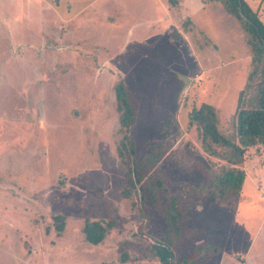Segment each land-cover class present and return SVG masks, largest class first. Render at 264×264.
<instances>
[{
    "label": "rangeland",
    "instance_id": "1",
    "mask_svg": "<svg viewBox=\"0 0 264 264\" xmlns=\"http://www.w3.org/2000/svg\"><path fill=\"white\" fill-rule=\"evenodd\" d=\"M91 1L0 0V264H160L151 243L166 232L161 207L173 194L191 230L176 264L203 242L220 252L196 264H264L263 153L241 167L249 175L224 207L183 193L209 187L226 167L201 150L188 123L194 106L212 105L220 132L237 142L250 70L238 22L209 0L204 10L198 0H93L84 9ZM245 1L264 22V0ZM117 82L137 103V160L167 148L154 167L165 189L157 206L141 203L143 220L138 192L122 195ZM85 221L112 224L99 245L85 241Z\"/></svg>",
    "mask_w": 264,
    "mask_h": 264
},
{
    "label": "trees",
    "instance_id": "2",
    "mask_svg": "<svg viewBox=\"0 0 264 264\" xmlns=\"http://www.w3.org/2000/svg\"><path fill=\"white\" fill-rule=\"evenodd\" d=\"M209 1L218 2L224 11L238 22L241 31L245 34L250 70L244 86L238 92L234 124L237 142L228 139L220 132L216 111L212 105L201 103L189 112L188 123L196 130L201 150L207 156L224 162L226 167L221 168L209 187L186 186L183 188V193L211 196L221 207H224L241 191L246 177L241 167L251 155L264 154V22L261 21L259 12L251 8L245 0ZM239 5L243 16L239 13ZM114 92L119 125L123 130L117 153L126 167L122 195L129 198L132 192H138L139 198L133 205L140 214V220H143L147 217L141 203L148 201L152 206H157V191L165 189L161 176L154 173V167L160 165L167 156V148L162 144H155L151 153L137 160L136 147L130 142V132L137 114L136 100L128 94L122 82H117ZM184 205H186L184 198L173 194L168 196L167 202L161 207L166 232L154 238L151 243V253L160 264H176L175 249L189 245V242L183 239L191 231L187 225L188 216ZM59 220L63 221V217L56 216L55 223ZM145 224L146 221H143L140 233ZM110 227H112L111 223L103 225L98 221H85L82 228L85 241L91 245H99L105 237L107 228ZM219 252L218 246L203 242L196 244L192 253L181 261L183 264L192 262L196 264L199 257L205 255L207 258H213L218 256ZM126 259L123 254L122 261Z\"/></svg>",
    "mask_w": 264,
    "mask_h": 264
},
{
    "label": "crops",
    "instance_id": "3",
    "mask_svg": "<svg viewBox=\"0 0 264 264\" xmlns=\"http://www.w3.org/2000/svg\"><path fill=\"white\" fill-rule=\"evenodd\" d=\"M58 1H60V0H56V2H58ZM154 1V3H157V0H153ZM158 1H160L159 2V4L160 3H163V0H158ZM199 2H200V4L198 5L199 7H198V9L201 7V9L202 10H204V6H205V4H203L200 0H198ZM94 3V1L92 0L90 3H88V4H86V6H84L83 8L84 9H87V7H89L90 6V4H93ZM74 4L76 5L75 7H78V6H83L82 4L83 3H77V2H74ZM247 161H249V160H247ZM246 161V162H247ZM245 165H246V163H245ZM246 172H245V176H246ZM247 175H249V174H247ZM246 178V177H245ZM238 202H239V200H238ZM238 202H237V204H238ZM236 209L234 210V213L237 211V208H238V205L235 207Z\"/></svg>",
    "mask_w": 264,
    "mask_h": 264
},
{
    "label": "water",
    "instance_id": "4",
    "mask_svg": "<svg viewBox=\"0 0 264 264\" xmlns=\"http://www.w3.org/2000/svg\"><path fill=\"white\" fill-rule=\"evenodd\" d=\"M239 13L241 14V7H240V5H239ZM242 15V14H241ZM243 16V15H242ZM244 19H245V17H243Z\"/></svg>",
    "mask_w": 264,
    "mask_h": 264
}]
</instances>
